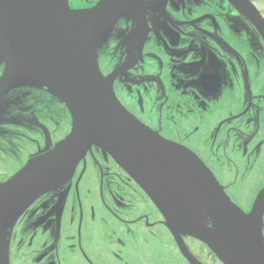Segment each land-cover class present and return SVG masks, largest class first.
<instances>
[{
	"label": "flooded vegetation",
	"instance_id": "af4514ba",
	"mask_svg": "<svg viewBox=\"0 0 264 264\" xmlns=\"http://www.w3.org/2000/svg\"><path fill=\"white\" fill-rule=\"evenodd\" d=\"M68 1L86 10L102 0ZM146 2L140 16L118 21L106 52L98 51L100 69L108 68L104 75L113 77L116 97L131 115L193 152L249 214L264 190V39L228 0ZM254 44L261 58L255 59ZM5 68L0 53V79ZM72 132L71 113L46 88L9 92L0 101V195L30 161ZM232 191L252 197L248 206ZM204 225L213 228L210 218ZM5 236L10 264H191L180 244L200 264H224L206 242L183 234L178 240L148 192L95 146Z\"/></svg>",
	"mask_w": 264,
	"mask_h": 264
},
{
	"label": "water",
	"instance_id": "95a60500",
	"mask_svg": "<svg viewBox=\"0 0 264 264\" xmlns=\"http://www.w3.org/2000/svg\"><path fill=\"white\" fill-rule=\"evenodd\" d=\"M264 39V14L252 0H228ZM146 0H102L74 10L68 0H0V53L6 68L0 101L23 86L46 88L69 110L73 132L38 155L0 195V264H10L9 237L18 218L41 195L73 173L92 147L109 152L148 192L179 240L206 242L224 264H264V190L246 214L190 150L151 132L119 102L104 77L98 51L120 19L141 15ZM211 219L213 228L204 222ZM180 243V242H179ZM191 264H200L180 244Z\"/></svg>",
	"mask_w": 264,
	"mask_h": 264
},
{
	"label": "rangeland",
	"instance_id": "374dc122",
	"mask_svg": "<svg viewBox=\"0 0 264 264\" xmlns=\"http://www.w3.org/2000/svg\"><path fill=\"white\" fill-rule=\"evenodd\" d=\"M253 2H254V4L258 7V9L264 14V0H252ZM245 32V34L242 36V35H240V36H242V38L245 40V43H246V45H247V47L249 48V49H251L250 48V46H249V44H248V42H246L247 40V37H249L248 38V40H249V42L251 41V38H250V35L249 34H247V32L246 31H244ZM248 36H247V35ZM104 46V45H103ZM103 46L99 49V53H101L102 51H103ZM254 46V50L256 49V53H253V55L255 56V54H256V58L255 59H257V57L258 58H261V56H259V54L257 53V50L259 49V46L260 45H257V44H254L253 45ZM262 50H263V47H262ZM253 51V50H252ZM106 52V50H104V52H102L101 53V55H104V53ZM108 71V68H103V71L101 70V72L103 73V75H104V73H106ZM104 77H106L105 75H104ZM31 162V161H30ZM29 162V163H30ZM232 193H233V197H234V199H236L238 202H239V204L241 205V206H245V207H247L248 206V204H249V201L252 199V197H248V196H245V195H242L240 192H238V191H232ZM189 245L191 246V248L194 250V252L199 256V257H206L207 256V254L205 253V250H204V248L200 245V244H198V243H195V242H192L191 244L189 243ZM173 252V251H172ZM174 255V254H173ZM173 258L174 259H178L179 257L177 256V254H176V252H175V255L173 256Z\"/></svg>",
	"mask_w": 264,
	"mask_h": 264
}]
</instances>
